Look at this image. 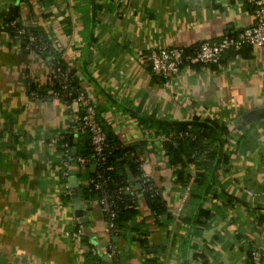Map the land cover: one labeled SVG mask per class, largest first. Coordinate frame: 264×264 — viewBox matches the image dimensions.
Instances as JSON below:
<instances>
[{"label":"crops","instance_id":"crops-1","mask_svg":"<svg viewBox=\"0 0 264 264\" xmlns=\"http://www.w3.org/2000/svg\"><path fill=\"white\" fill-rule=\"evenodd\" d=\"M10 13L51 40L113 141L137 144L174 217H156L140 195L139 213L112 234L98 202L81 193L89 177L73 166L75 155L70 170L80 174L62 176L57 141L66 133L82 139L80 105L52 94L51 55L23 48L1 28ZM254 22L248 0H0V264H90L92 249L120 264H252L248 246L264 248V118L248 123L243 115L264 106V47L186 65L171 79L153 74L149 53L219 42ZM194 117L228 125L229 161L202 203L208 216L197 218L200 204L190 198L186 220L175 211L187 190L153 123ZM66 181L78 186L65 189ZM77 196L87 224L76 216Z\"/></svg>","mask_w":264,"mask_h":264},{"label":"trees","instance_id":"trees-1","mask_svg":"<svg viewBox=\"0 0 264 264\" xmlns=\"http://www.w3.org/2000/svg\"><path fill=\"white\" fill-rule=\"evenodd\" d=\"M11 20L18 19L15 15L10 13L4 17L3 23L7 24ZM17 23L18 27H25L27 31L32 32L37 36L39 35L49 42V47L45 50L38 48L35 49V44L30 45L29 50L35 51L40 55H51L53 57L50 60L52 79L54 82L52 94L58 97L67 107H70L73 99L77 97L78 92L82 90L73 70L70 69V84L67 89H65L58 79L53 78V70L56 69V67H61L63 70L69 68L61 58L55 45L52 44L51 40L42 30L29 28L24 24H21L19 21H17ZM7 30L10 37L17 34V30L13 26H8ZM26 37V35L21 37V45L23 48L27 49L28 43ZM248 46H245L241 51L233 52H242ZM154 75L157 76L156 74ZM71 90L72 95H68ZM36 95L42 98L41 93L36 92ZM81 110L82 108L80 106V112ZM153 124L157 125V127H155L156 133H163L167 136V139L163 141L165 153L168 157L167 165L174 168V173L177 176L176 181L181 185L182 189L188 191L183 211L179 217L186 220L188 219L184 216V211L187 201H189L190 198H194L197 201V204H200V207H198L199 212L196 217L199 218L202 215L208 216L202 207V203H204L208 194L215 186L218 168L221 164L229 161V155L224 149V143L229 139L231 134L230 128L227 124L211 117H194V119L190 121L162 120L156 121ZM82 132L83 136L81 140H75L73 134L66 133L61 135L57 143L59 149L63 153L69 151L73 157L74 155L77 157L76 159L79 157L89 159V163L85 165V175L89 177V182L87 186L82 188L81 193L87 201L98 202L102 197V191L99 188H96L91 180L93 178L97 179L100 170L96 167L95 171L90 173L87 168L90 165L95 164L92 160L94 151L89 132L83 129ZM108 142L110 144V147L108 148V160L109 163L113 164L115 167L113 171L109 172L111 179L108 183V189L113 194H116L119 190H122L129 185L135 190L133 194L122 193L118 199L119 213L114 218L116 229L119 231L125 229L134 216L139 213L138 199L140 195L144 197L147 205L156 217L161 214H167L168 218H171L172 216L174 217V214L168 211L167 202L161 194V191L151 179L149 182L154 184V188L146 189V184L143 182L142 177L144 171L142 169L141 161L135 153V146L137 144L133 146L123 145L119 142L113 141L109 134ZM65 143L69 144L68 147L65 146ZM139 143L142 144V142ZM74 146L78 147L76 154L73 153ZM256 250L263 253L264 248L252 247V245L248 246L246 250L248 261L252 264H264L263 257L256 258L253 256V252ZM93 257L95 260L94 263L97 260H103V258L95 255H93Z\"/></svg>","mask_w":264,"mask_h":264},{"label":"built area","instance_id":"built-area-1","mask_svg":"<svg viewBox=\"0 0 264 264\" xmlns=\"http://www.w3.org/2000/svg\"><path fill=\"white\" fill-rule=\"evenodd\" d=\"M119 4H124L125 0H115ZM250 3L255 5V22L246 27L239 32L226 35L219 42L203 41L196 48L189 49L185 46H172V47H163L151 50L149 53L150 65L154 74L161 78L171 79L172 77L177 76L181 69L186 65L193 64H203L211 65L218 63L223 54L227 51H241L245 46H262L264 47V0H248ZM18 20H11L9 23L2 24V29L5 30L8 34L7 27L13 26L17 30V34L12 39L16 40L22 44L21 37L26 35L27 37V49L30 45L35 44V49L45 50L49 47V42L35 35L32 32L27 31L25 27H18ZM69 67V66H68ZM70 67L67 70H63L61 67H56L53 70V78L59 80L65 89H67L69 79L71 77ZM68 95H72V90L69 91ZM72 103H78L82 110L79 111L77 115V121L81 123L83 130L89 132L91 136V143L93 147V162L96 164V167L100 170L98 177L91 180L94 183L96 188H99L102 191V197L98 201L99 206L103 209L105 215V223L108 230L112 234H117L119 230L116 229L114 224V218L119 213L118 199L122 193H134V188L132 186H126L122 190H119L116 194H113L108 189V183L110 181V173L114 170V165L109 163L108 160V148L110 144L108 142V133L104 129L102 123L98 118L97 107L87 94L81 90L78 92L77 97L73 99ZM72 105V104H71ZM61 137V136H60ZM68 143H65V146L68 147ZM65 156V169L62 171V176L65 179H68L71 175V159L72 154L69 151L64 152ZM78 163L82 166H85L89 163V159L79 157ZM143 182L146 184V189L154 188V184L149 182V176L143 174ZM65 189H70L69 183L66 181L64 184ZM187 193H185L182 202L178 205L175 215H179L183 211L184 202L187 198ZM83 230H78L74 235H82ZM92 254L103 258V260H97L95 263L90 264H120L117 261H109V257H105L103 254L98 253L95 249H92ZM108 256V254H106ZM253 256L256 258L263 257V253L256 250L253 252Z\"/></svg>","mask_w":264,"mask_h":264},{"label":"water","instance_id":"water-1","mask_svg":"<svg viewBox=\"0 0 264 264\" xmlns=\"http://www.w3.org/2000/svg\"><path fill=\"white\" fill-rule=\"evenodd\" d=\"M263 118H264V106L255 108V109H253L251 111H248L247 113H245L243 115L244 121H246L248 123L253 122L255 120L263 119ZM76 152H77V150L75 148L74 149V153H76ZM77 165H78V160L75 159L73 161V166H77ZM95 169H96V165L93 164L91 166V170L93 171ZM71 174H80V170H78V169L77 170H71ZM73 186L74 187L78 186V183H75V184H71L70 183V187H73ZM82 200H83L82 197L77 196V197H75L73 199V202L75 203L76 216L79 217L82 222L87 224L88 223V219H87V217L84 216L85 212H84V209H83L84 204L81 203ZM108 260L111 261L110 258H108Z\"/></svg>","mask_w":264,"mask_h":264}]
</instances>
